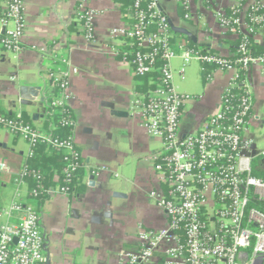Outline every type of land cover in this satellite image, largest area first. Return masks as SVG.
Segmentation results:
<instances>
[{
  "label": "built area",
  "instance_id": "obj_1",
  "mask_svg": "<svg viewBox=\"0 0 264 264\" xmlns=\"http://www.w3.org/2000/svg\"><path fill=\"white\" fill-rule=\"evenodd\" d=\"M91 1L78 0L75 11L87 40L95 37L99 14ZM163 1L130 0L131 21L110 30L111 37L129 41L132 47L113 46V55L129 61L137 77H147L154 84L138 93L135 108L146 132L163 143L154 157V170L164 188L152 196L167 217L161 229L140 227L139 246L121 252L118 264H264V212L251 206L252 199L264 200V181L253 175L255 144L244 136L254 104L249 75L257 65L264 72V48L254 49L258 36L263 37L264 47V0H235L228 10L214 13L220 26L237 37L230 56L188 42L174 43L176 31L162 8ZM175 1L185 10L184 18H191L192 0ZM26 22L24 0H0V58L7 51L22 49ZM178 57L183 60V79L192 61L202 64L206 80L213 78L214 71L231 73L220 110L209 115L196 132L180 128L185 105L193 97L174 87L172 61ZM75 71L69 66V70L44 76L59 90L47 103V116L61 112L62 126L71 128L68 137L54 134V122L42 131L22 115L0 114V128L28 143V158L43 143L63 152L66 162L65 184L56 187H47L40 171L29 169L27 163L18 173L14 198L0 206V264H52L41 213L32 201L41 195H69L81 180L85 163L74 140L75 121L67 105L70 75ZM37 95V100L48 101L44 90ZM0 170L8 171L5 163H0ZM27 175L35 181L34 187L29 186Z\"/></svg>",
  "mask_w": 264,
  "mask_h": 264
},
{
  "label": "crops",
  "instance_id": "obj_2",
  "mask_svg": "<svg viewBox=\"0 0 264 264\" xmlns=\"http://www.w3.org/2000/svg\"><path fill=\"white\" fill-rule=\"evenodd\" d=\"M24 1L27 22L22 49L7 51L0 58V114L22 115L46 131L50 124L47 103L59 90L44 76L69 70V66L76 69L70 75L67 105L75 121L74 140L85 163L81 180L69 195H51L36 205L52 264H118L121 252L139 246L140 227L161 229L167 225L164 210L152 196L164 188L154 170V157L163 143L146 132L135 108L141 82L132 64L112 52L113 46L132 49L129 41L110 34L112 28L131 21L130 0L91 1L90 6L99 12L92 40L86 39L83 23L76 17L78 0ZM234 4L235 0H192L189 19L175 0H164L162 8L173 25L186 32H175L174 43L188 42L230 56L235 53L237 37L220 26L214 13ZM256 40L262 46L263 37ZM178 59L181 63L173 65L174 76L181 77L183 60ZM198 63L203 95L194 93L185 105L180 122L184 132L198 131L209 115L220 110L231 76L230 72L214 71L213 78L206 80ZM249 81L254 104L244 136L254 141L255 152L260 154L264 146H258L260 134L255 131L256 126L264 129V72L260 65L252 68ZM40 89L47 102L36 99ZM191 103L194 109L189 110ZM28 153L29 145L21 136L0 128V163L8 167V171L0 170V206L9 205L14 198L18 173L28 162Z\"/></svg>",
  "mask_w": 264,
  "mask_h": 264
},
{
  "label": "trees",
  "instance_id": "obj_3",
  "mask_svg": "<svg viewBox=\"0 0 264 264\" xmlns=\"http://www.w3.org/2000/svg\"><path fill=\"white\" fill-rule=\"evenodd\" d=\"M261 48L263 49L264 47L260 45L254 46V49H256L257 52L261 51ZM137 78L141 82L138 85L139 92L147 91L154 87V84L148 83L147 77L144 78L137 77ZM63 116L64 115L58 111L51 118L48 117L47 122L49 121L54 122L57 125V128L53 130L56 136L66 138L69 135H71V128L62 126ZM47 130L48 128L46 129V131ZM64 158L65 156L63 152L56 150L47 144L42 143L37 146L35 150V155L31 158H28L27 164L29 166V169L40 171V173L43 176L44 184L47 187H56L58 185L65 184L64 175L62 174V170L66 165ZM252 165H253V175L264 181V153L256 154L252 160ZM27 181L30 187L35 186V181L31 178V176L27 175ZM75 184H77V182ZM46 198L47 196L41 195L39 198L34 199L32 203L34 204V206L36 205L38 206V204L41 205V203ZM37 206L36 208L40 212L39 207ZM251 206L257 207L258 209L264 212V200L252 199Z\"/></svg>",
  "mask_w": 264,
  "mask_h": 264
},
{
  "label": "rangeland",
  "instance_id": "obj_4",
  "mask_svg": "<svg viewBox=\"0 0 264 264\" xmlns=\"http://www.w3.org/2000/svg\"><path fill=\"white\" fill-rule=\"evenodd\" d=\"M181 63V60L176 58L172 61L173 65H178ZM174 87L177 92L180 93H188L190 95H194V93L198 95H203V79L201 73L199 71V63L197 61H192L186 67L185 79H182L179 74L175 73L173 78ZM189 110L194 109V103L187 105ZM255 131L260 134V143L258 146H264V129L260 131L258 130V126L255 127Z\"/></svg>",
  "mask_w": 264,
  "mask_h": 264
},
{
  "label": "water",
  "instance_id": "obj_5",
  "mask_svg": "<svg viewBox=\"0 0 264 264\" xmlns=\"http://www.w3.org/2000/svg\"><path fill=\"white\" fill-rule=\"evenodd\" d=\"M172 26H173V29H174L176 32L186 33L184 30H182V29L176 27L175 25H173V23H172ZM119 114H121V113H119Z\"/></svg>",
  "mask_w": 264,
  "mask_h": 264
}]
</instances>
